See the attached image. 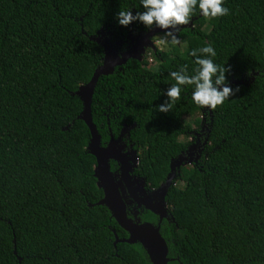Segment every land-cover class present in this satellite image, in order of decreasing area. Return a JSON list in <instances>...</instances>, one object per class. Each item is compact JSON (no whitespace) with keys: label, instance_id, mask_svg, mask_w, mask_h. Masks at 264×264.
I'll return each instance as SVG.
<instances>
[{"label":"trees","instance_id":"16d2710c","mask_svg":"<svg viewBox=\"0 0 264 264\" xmlns=\"http://www.w3.org/2000/svg\"><path fill=\"white\" fill-rule=\"evenodd\" d=\"M224 4L227 15L180 26L186 47L159 49L151 38L139 59L100 75L91 98L101 145L133 124L134 174L145 186L165 181L190 142L181 136L200 134V153L165 195L167 264H264V0ZM127 7L142 11L138 0H0V264H151L141 243L114 245L127 233L95 204L103 194L76 94L104 56L94 35L102 31L119 52L151 29L117 24ZM206 44L238 91L207 110L186 87L170 111H158L174 82L168 72L191 73L188 49ZM194 113L195 128L184 119Z\"/></svg>","mask_w":264,"mask_h":264},{"label":"water","instance_id":"95a60500","mask_svg":"<svg viewBox=\"0 0 264 264\" xmlns=\"http://www.w3.org/2000/svg\"><path fill=\"white\" fill-rule=\"evenodd\" d=\"M192 23L183 26H190ZM161 29L152 27L149 31L134 37L131 42V46L123 51H116V45L111 43L106 36L101 32L94 35L91 39L102 43L104 56L102 62L98 65L90 79L79 85L76 94L82 103V109L79 114V118L85 123L89 130L90 138L87 144V152L91 154L95 159V165L93 175L96 178V186L102 190V197L95 203L97 205H104L111 212L112 217L116 223L126 233L127 237L118 238L115 236L114 245L118 242H125L132 244L139 242L146 250L147 256L151 264H167L169 258L167 257L168 248L166 241L159 232L160 222L163 218L168 219V208L165 202V195L169 187L173 184V180L176 175L179 174V167L182 160V154H179L176 158L171 160L169 164V172L164 182H161L156 189L152 192L150 197L143 195V201L141 202L145 209L158 217L157 224L150 222H140L138 220H132L126 216L125 201L120 194V184L116 180L114 173L109 168V161L115 160L119 163V175L123 179L127 187L129 188V171L132 164H129L130 160H134L133 156L127 159L122 155L120 148L116 146V143L120 140L118 137L114 139L110 134L109 140L104 144H100V135L92 122L91 117V98L93 94L94 86L100 75H106L112 72L115 66L124 64L127 59H139L145 52L147 47L154 48L152 37L155 36ZM230 83L238 85L242 84L243 80L233 79ZM133 127V124L131 125ZM122 134V130L120 135ZM207 137L202 142L205 144ZM201 145V144H200ZM199 145L198 152L200 153L201 147ZM196 156L192 159H188L187 162L191 163L196 159ZM185 164V163H184ZM178 169V170H177ZM142 186V185H141ZM132 196H134L132 194ZM136 202L139 200L134 196ZM19 261V260H18Z\"/></svg>","mask_w":264,"mask_h":264},{"label":"clouds","instance_id":"9594fccd","mask_svg":"<svg viewBox=\"0 0 264 264\" xmlns=\"http://www.w3.org/2000/svg\"><path fill=\"white\" fill-rule=\"evenodd\" d=\"M138 3L142 11L133 12L129 7L119 9L115 13L116 23L126 27L136 21L145 28L161 29L162 34L156 40L161 48L167 45L186 47L181 42L179 30L180 26L188 25L194 15L217 18L229 12L224 0H138ZM188 55L193 58L191 73L186 65H179L168 72V77L174 82L162 90L166 99L155 106L158 111H170L186 87L191 89L193 104L207 110L215 109L238 91V86L227 83L225 72L230 68L215 62L216 51L211 44L188 49Z\"/></svg>","mask_w":264,"mask_h":264},{"label":"flooded vegetation","instance_id":"af4514ba","mask_svg":"<svg viewBox=\"0 0 264 264\" xmlns=\"http://www.w3.org/2000/svg\"><path fill=\"white\" fill-rule=\"evenodd\" d=\"M132 125V124H131ZM129 126H122L119 130V132L114 135L111 132L108 133V135L110 136V134L113 136L114 139H117L118 137L120 138V140L116 143V146L118 148H120V151L122 152V155L127 159L132 157L134 158L133 162L132 160H130L129 164H132V166L130 167V171H129V175H130V179L128 181L129 183V188L127 187V185L125 184V182L123 181V179L120 178L119 172V163L115 160H110L109 161V168L112 171V173H114L116 180L119 182L120 187L118 188L120 191V194L123 196V200L126 202L125 203V210H126V216L132 220H138L140 222H150L152 224H157L158 222V217L157 221L151 222L148 219L144 218L143 215H145V213L149 212V210L147 211V209H145V207L143 206V204L141 203L144 199H143V195L145 197H150V195L152 194V192L156 189V187H149V186H145L142 181H140L139 179H137L135 177L134 174V169L137 165V157L138 154L140 153L139 148L134 145V142H132L131 138H130V127ZM122 130V134L120 135ZM193 134L195 135V139H192L193 136L191 135L190 139H189V144L184 148V150H182L179 154H182V160L183 162L181 164L184 163H188L187 160L190 158L192 159L193 157L196 156V153L198 152V148L200 145V134L196 131H193ZM110 137H108L109 140ZM107 140V141H108ZM106 141V142H107ZM105 142V143H106ZM178 154V155H179ZM142 185V186H141ZM132 194L139 200V202H136V200L134 199V196H132ZM162 222V220H161ZM160 222V224H161Z\"/></svg>","mask_w":264,"mask_h":264},{"label":"rangeland","instance_id":"374dc122","mask_svg":"<svg viewBox=\"0 0 264 264\" xmlns=\"http://www.w3.org/2000/svg\"><path fill=\"white\" fill-rule=\"evenodd\" d=\"M161 34H162V30H160V32H158V34H157L156 36H153L154 38H153V37H152V38L155 39V40H157ZM155 45H156L159 49H165V48H167V46H165L164 48H161L160 46L157 45L156 41H155ZM181 48H183V46H182ZM197 117H198V118L200 117V114H199V113H194L193 115H187V116H184V119H185L186 121H188V122L191 124V126H192L193 128H195L196 125H195V122H194V118H197ZM203 126H204V125H203ZM189 139H190V137H185V136H181V137L179 138L180 141H186V140H189ZM189 165H190V163H186V164H184V165L182 166V168H187ZM180 184H181V183L178 182L177 185H180Z\"/></svg>","mask_w":264,"mask_h":264}]
</instances>
